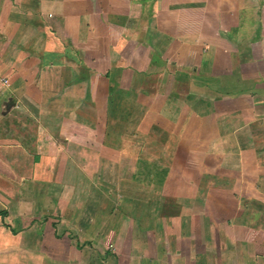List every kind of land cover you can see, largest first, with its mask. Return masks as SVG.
Returning a JSON list of instances; mask_svg holds the SVG:
<instances>
[{"label": "crops", "instance_id": "crops-1", "mask_svg": "<svg viewBox=\"0 0 264 264\" xmlns=\"http://www.w3.org/2000/svg\"><path fill=\"white\" fill-rule=\"evenodd\" d=\"M103 263L264 264V0H0V264Z\"/></svg>", "mask_w": 264, "mask_h": 264}, {"label": "rangeland", "instance_id": "rangeland-1", "mask_svg": "<svg viewBox=\"0 0 264 264\" xmlns=\"http://www.w3.org/2000/svg\"><path fill=\"white\" fill-rule=\"evenodd\" d=\"M147 18H146V20H145V24H149V25H152V23H153V13H147ZM149 22V23H148ZM150 36V35H149ZM144 37L145 38H148V35H144ZM148 40V39H147ZM104 264V263H103Z\"/></svg>", "mask_w": 264, "mask_h": 264}, {"label": "built area", "instance_id": "built-area-1", "mask_svg": "<svg viewBox=\"0 0 264 264\" xmlns=\"http://www.w3.org/2000/svg\"><path fill=\"white\" fill-rule=\"evenodd\" d=\"M2 84L9 86V81L6 80L4 77L1 78Z\"/></svg>", "mask_w": 264, "mask_h": 264}]
</instances>
